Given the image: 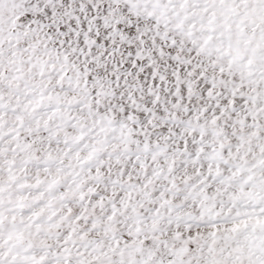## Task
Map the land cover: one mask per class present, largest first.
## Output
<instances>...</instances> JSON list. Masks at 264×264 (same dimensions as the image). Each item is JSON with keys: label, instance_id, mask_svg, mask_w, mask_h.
Returning <instances> with one entry per match:
<instances>
[{"label": "snow or ice", "instance_id": "6c2138e0", "mask_svg": "<svg viewBox=\"0 0 264 264\" xmlns=\"http://www.w3.org/2000/svg\"><path fill=\"white\" fill-rule=\"evenodd\" d=\"M0 264H264V0H0Z\"/></svg>", "mask_w": 264, "mask_h": 264}]
</instances>
